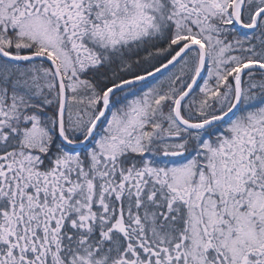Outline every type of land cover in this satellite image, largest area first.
Masks as SVG:
<instances>
[{"label":"snow or ice","instance_id":"6c2138e0","mask_svg":"<svg viewBox=\"0 0 264 264\" xmlns=\"http://www.w3.org/2000/svg\"><path fill=\"white\" fill-rule=\"evenodd\" d=\"M0 264H264V0H0Z\"/></svg>","mask_w":264,"mask_h":264}]
</instances>
